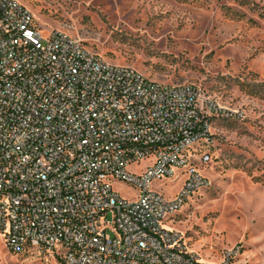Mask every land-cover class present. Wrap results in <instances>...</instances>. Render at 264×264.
<instances>
[{
	"label": "built area",
	"instance_id": "obj_1",
	"mask_svg": "<svg viewBox=\"0 0 264 264\" xmlns=\"http://www.w3.org/2000/svg\"><path fill=\"white\" fill-rule=\"evenodd\" d=\"M228 116L199 87L45 36L26 6L0 0V237L58 264H248L240 246L203 261L167 224L209 186L199 149Z\"/></svg>",
	"mask_w": 264,
	"mask_h": 264
},
{
	"label": "rangeland",
	"instance_id": "obj_2",
	"mask_svg": "<svg viewBox=\"0 0 264 264\" xmlns=\"http://www.w3.org/2000/svg\"><path fill=\"white\" fill-rule=\"evenodd\" d=\"M18 1L45 36L66 31L109 63L195 85L228 110L199 149L210 157L198 165L209 186L167 224L203 261L240 246L244 261L264 264V0ZM114 188L125 198L139 192ZM0 264L58 263L44 251L15 255L0 237Z\"/></svg>",
	"mask_w": 264,
	"mask_h": 264
}]
</instances>
